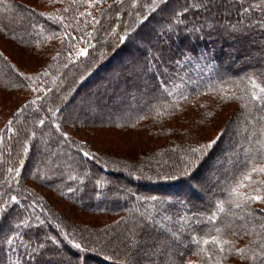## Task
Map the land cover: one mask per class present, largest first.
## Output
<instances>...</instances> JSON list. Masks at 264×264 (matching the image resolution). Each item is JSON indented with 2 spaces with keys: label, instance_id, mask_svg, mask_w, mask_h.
Wrapping results in <instances>:
<instances>
[{
  "label": "trees",
  "instance_id": "obj_1",
  "mask_svg": "<svg viewBox=\"0 0 264 264\" xmlns=\"http://www.w3.org/2000/svg\"><path fill=\"white\" fill-rule=\"evenodd\" d=\"M259 169L264 0H0V264H264Z\"/></svg>",
  "mask_w": 264,
  "mask_h": 264
},
{
  "label": "rangeland",
  "instance_id": "obj_2",
  "mask_svg": "<svg viewBox=\"0 0 264 264\" xmlns=\"http://www.w3.org/2000/svg\"><path fill=\"white\" fill-rule=\"evenodd\" d=\"M81 52H83V50H81ZM77 103H78V101L74 100L73 104H71V106H69L68 109L69 110L75 109ZM89 111L91 112L92 109H90ZM111 131H113V130L102 129L100 131V135H97V132L99 134V131H93V130H88V129H79L75 133H76L77 137L82 139L83 143L86 145L87 148H89L90 150H93L94 148H97V145H99V143H98L99 140L102 142V145L104 147H107L108 140H110V138L106 137V135H108V133H111ZM102 136H103V140H101ZM134 141H136V140L134 139L133 143H129L128 145H125L124 149H132L131 146H132V144H134ZM112 143H115V141ZM122 185L123 186L126 185V182L122 181ZM142 241H143L144 245L147 247V250H149V248H151V246H153V244L155 245L154 242H156V240L150 234L145 235L144 238L142 239Z\"/></svg>",
  "mask_w": 264,
  "mask_h": 264
},
{
  "label": "snow or ice",
  "instance_id": "obj_3",
  "mask_svg": "<svg viewBox=\"0 0 264 264\" xmlns=\"http://www.w3.org/2000/svg\"><path fill=\"white\" fill-rule=\"evenodd\" d=\"M81 54L83 55L84 53H81ZM212 143H215V141H213V142H211L210 144L205 145V146H203V147H204L205 149L210 148V147L212 146ZM194 151H200V150H199V149H194ZM259 171L264 172V169H259ZM251 199H253V200H260L261 198H260V197H252ZM221 210H222V209H221ZM212 242H214V243H219V241H218L217 239H214ZM204 243H209V241H204ZM224 243L226 244L227 241H224ZM77 247H79V245H77ZM221 251L223 252L224 249L221 248ZM241 252H243V250H241Z\"/></svg>",
  "mask_w": 264,
  "mask_h": 264
}]
</instances>
